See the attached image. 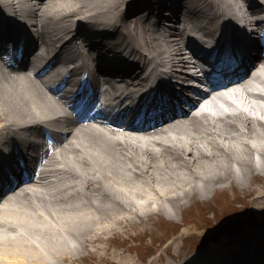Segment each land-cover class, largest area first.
Wrapping results in <instances>:
<instances>
[{"label":"bare ground","instance_id":"6f19581e","mask_svg":"<svg viewBox=\"0 0 264 264\" xmlns=\"http://www.w3.org/2000/svg\"><path fill=\"white\" fill-rule=\"evenodd\" d=\"M167 1L177 23L170 21L172 36L163 43L168 29L154 18L161 8H169L167 2L39 0L30 4L25 20L18 2L0 0V10L15 21L8 24L0 12V43L24 39L28 49L38 46L50 60L58 57V49L75 50L78 57L80 48L98 50L97 67L134 76L140 92L151 89L139 76L149 66L154 77L184 76V68L193 64L183 53L187 30L211 34L207 27L231 23L237 2L223 7L221 0ZM242 19L257 26L248 14ZM204 22L206 32L199 28ZM19 24L29 37L17 29ZM255 68L245 85L230 92L231 98L207 93L195 104V114L155 134L142 137L72 124L68 136L58 138L48 171L0 201V264H107L108 259L113 264H146L133 254L139 257L137 243L149 235L152 243L158 241L160 231L155 235L147 228L153 215L174 216L181 210L184 216L212 198L238 201L242 209L264 208V60ZM11 74L0 67V133L16 147H32L18 133L36 135L55 117L56 122L69 119L62 100L31 72L24 70L23 78ZM258 86L256 93L253 88ZM261 214L256 232L244 236L245 228L218 234L213 250L196 251L190 259L198 264H253L243 254L248 248L254 256L264 253ZM191 236L185 229L184 242ZM170 244L150 264H186L179 260L180 243L173 239ZM167 258L173 260L167 263Z\"/></svg>","mask_w":264,"mask_h":264},{"label":"rangeland","instance_id":"374dc122","mask_svg":"<svg viewBox=\"0 0 264 264\" xmlns=\"http://www.w3.org/2000/svg\"><path fill=\"white\" fill-rule=\"evenodd\" d=\"M242 205L243 204L238 201L232 204L229 203L228 200H217L212 198L205 201L204 207L200 208V206L196 205V207L194 206L191 211L184 212V216L182 215L181 210L174 216L171 214L167 215L165 212V214L160 213L159 215H153V219L149 221L150 224L147 225V228L149 226L152 227L151 231L154 232L152 234H155L156 231H160V235L155 234L156 237L158 236V241H156V243H152L150 235L145 239L146 241H138L137 245L139 244V257L137 256V254H133V257L138 260L144 258V260L146 259L147 261L146 264H150L152 260L161 256V253L163 254L166 251L165 249L167 248V246L171 245L169 243L172 239L176 238V240L178 239L177 243L179 242L180 244H182V233L187 228L191 230L192 236L190 237L191 241L189 242L186 250L182 251V255H184L186 252L187 254H189V252L192 251L194 247L203 245V241L213 238L222 231L224 232L225 230L237 228L238 226L244 224L245 221L256 219V215L258 212L264 214V208L260 206L255 205L254 208H252V206H246L245 209H242ZM219 207L222 208L220 212H218L217 210ZM183 222H187L185 227L182 225ZM197 222L199 224H195ZM194 226L198 228V231H195L196 228ZM186 243L187 242H185V245ZM154 246H160V248L158 250H154ZM112 247L115 246L112 245ZM182 255L180 256V258L182 257ZM166 260L167 263L169 261H172L171 259L169 260V258H167ZM107 264L113 263H111L108 259Z\"/></svg>","mask_w":264,"mask_h":264}]
</instances>
